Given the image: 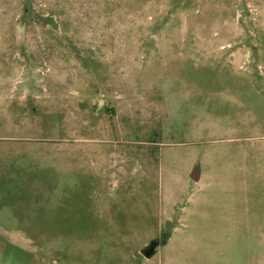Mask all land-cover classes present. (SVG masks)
Returning a JSON list of instances; mask_svg holds the SVG:
<instances>
[{"label": "rangeland", "instance_id": "rangeland-1", "mask_svg": "<svg viewBox=\"0 0 264 264\" xmlns=\"http://www.w3.org/2000/svg\"><path fill=\"white\" fill-rule=\"evenodd\" d=\"M0 264H264V0H0Z\"/></svg>", "mask_w": 264, "mask_h": 264}, {"label": "water", "instance_id": "water-1", "mask_svg": "<svg viewBox=\"0 0 264 264\" xmlns=\"http://www.w3.org/2000/svg\"><path fill=\"white\" fill-rule=\"evenodd\" d=\"M191 177L194 180H198L199 179V167H195L194 170L191 173ZM158 245V241H153L151 242L149 245H147L144 248V254L148 257L154 255L155 251H156V246Z\"/></svg>", "mask_w": 264, "mask_h": 264}]
</instances>
